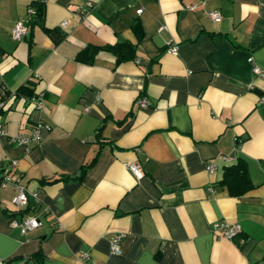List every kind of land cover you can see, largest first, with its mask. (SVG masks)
Here are the masks:
<instances>
[{
    "label": "crops",
    "instance_id": "1",
    "mask_svg": "<svg viewBox=\"0 0 264 264\" xmlns=\"http://www.w3.org/2000/svg\"><path fill=\"white\" fill-rule=\"evenodd\" d=\"M33 3L42 13L30 22ZM118 41L136 46L134 59L102 48L77 59ZM251 60L264 69V0H0V107L30 80L44 94L41 110L25 94L0 110V178L11 175L0 184L1 264H264V75ZM38 122L49 124L40 142L12 141ZM240 158L253 187L231 196L219 181ZM94 159L82 179L41 183ZM15 181L38 192L28 215L41 225L27 234L10 224L22 215L3 211L17 209ZM219 221L240 233L215 235Z\"/></svg>",
    "mask_w": 264,
    "mask_h": 264
},
{
    "label": "built area",
    "instance_id": "2",
    "mask_svg": "<svg viewBox=\"0 0 264 264\" xmlns=\"http://www.w3.org/2000/svg\"><path fill=\"white\" fill-rule=\"evenodd\" d=\"M91 2H88L87 5L84 6L85 8H89L91 6ZM138 14L142 12V9L139 8L137 10ZM36 9L34 7H30L28 9V16L35 15ZM208 17L217 23L221 21V14L217 9H211L207 12ZM64 24V22H63ZM28 25L25 24L23 21H18L15 26L12 28L11 36L15 40H21L28 34ZM171 52H176V46L171 48ZM253 72L258 75H264V69H261L253 60H251ZM44 94L43 92H39L37 96L33 97L31 102L37 109H43L44 107ZM49 124L45 122H38L36 126L32 129L29 134L25 133H18L15 137L12 138L14 143L25 146L26 150H29L31 144L38 143L42 137V130L47 129ZM6 133L3 124L0 120V136ZM223 158H227V156H223ZM12 164L15 165V160H12ZM12 165V166H13ZM127 168L132 172L136 178H141L143 176L142 170L138 164L135 162H128L126 164ZM207 170L209 172H213L215 165L213 162H208L206 165ZM10 171V170H9ZM10 173L6 172L2 176V180L0 181L1 186H7L11 183ZM13 184L14 190L16 191V195L13 198V202L16 205L17 209L24 208L28 205L30 201H38V192L37 191H30L27 186L18 183L15 181ZM10 224L12 226L18 227L22 234H27L29 231L39 227L41 225V220L39 217L33 215H25L21 218V220H17L15 218L11 219ZM241 230V226L239 223H227L224 221H219L214 224L213 232L217 236H221L224 238H233L237 233ZM123 236L122 233L116 234L111 239V251L114 254L120 253V240ZM80 258L85 259L88 258L86 253L78 255ZM2 263V259L0 258V264Z\"/></svg>",
    "mask_w": 264,
    "mask_h": 264
},
{
    "label": "trees",
    "instance_id": "3",
    "mask_svg": "<svg viewBox=\"0 0 264 264\" xmlns=\"http://www.w3.org/2000/svg\"><path fill=\"white\" fill-rule=\"evenodd\" d=\"M34 4L38 5V6H35L37 14H35L34 17L30 18V22L31 21L34 22L35 19L39 18V16L42 13V6L37 4V3H33L32 6H34ZM136 32H139L138 34H140V35L142 34L139 27H136ZM52 34L56 40H59L63 37V34L61 32L60 33L54 32ZM101 48L112 51L113 54L116 56V62L117 63H120L121 61H124V60L135 58L136 46L133 45L132 43L128 42V41H118L116 43H111V44L108 43V44H103V45H98V46L92 45V44L88 45L86 48L82 49L78 53L77 59L80 61H83L85 63H90L91 61H93L96 51L98 49H101ZM146 85L147 84L145 83L144 88L147 87ZM34 86H35V81L30 80L28 82V84L21 86L16 91V93L11 94L8 92L6 95L4 94V97H3L4 105L2 107H0V110L2 108H4L5 105H7L9 103L10 99H13L14 97H16L17 95H20V94H25L27 96L26 98L28 99V101L31 102L32 98L38 95V93L37 94L34 93ZM141 95H143V93L139 94V96H141ZM34 108L37 109L35 106H34ZM41 109H37V110H41ZM132 112L133 111L129 112L128 115L132 114ZM127 119H128V117L124 118L122 120V122L124 123ZM97 136H99V134ZM102 141H104V140H102ZM100 146H102V144ZM94 161H95V159L90 161L87 164H84L80 174L77 176H71V177L67 176L68 178H65V177L50 178L49 180H41V183L50 184V183L58 182L61 180H67L69 178L82 179L87 168H89ZM1 180H2V177L0 178V181ZM219 185L227 187V190L231 196H240V195H243L248 190H250L253 187V184H252L251 179L249 177L246 161L244 159L240 158V159H238V161L236 163L229 165V166H226L224 168L223 176L219 181ZM37 203H38L37 201H30L28 203V205L24 208L14 209V210L4 208L3 211L6 214H8L9 216H16V215L25 216V214L28 215V212L34 211L36 209ZM239 233H237L235 236H237ZM9 264H12V263H9Z\"/></svg>",
    "mask_w": 264,
    "mask_h": 264
}]
</instances>
